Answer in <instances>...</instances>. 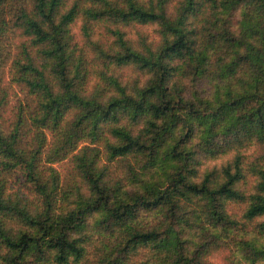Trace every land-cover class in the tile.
Listing matches in <instances>:
<instances>
[{
    "label": "clouds",
    "instance_id": "obj_1",
    "mask_svg": "<svg viewBox=\"0 0 264 264\" xmlns=\"http://www.w3.org/2000/svg\"><path fill=\"white\" fill-rule=\"evenodd\" d=\"M0 264H264V0H0Z\"/></svg>",
    "mask_w": 264,
    "mask_h": 264
}]
</instances>
